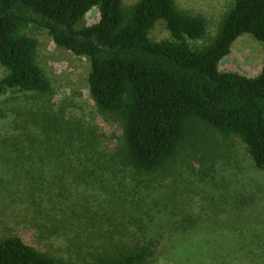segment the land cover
<instances>
[{
	"label": "rangeland",
	"instance_id": "rangeland-1",
	"mask_svg": "<svg viewBox=\"0 0 264 264\" xmlns=\"http://www.w3.org/2000/svg\"><path fill=\"white\" fill-rule=\"evenodd\" d=\"M123 1L130 8L139 0ZM175 2L205 18V37L189 42L199 50L232 5ZM99 19L94 8L81 26ZM20 33L38 41L37 61L54 87L48 95L8 90L0 98V240L18 237L73 263L149 243L148 264H225L227 254L229 264H264V171L239 140L205 130L173 165L136 174L122 155L123 120L91 97L90 61L58 48L48 30L28 25ZM150 38L172 40L163 21ZM263 64V44L245 34L220 69L253 77ZM6 75L0 64V79Z\"/></svg>",
	"mask_w": 264,
	"mask_h": 264
},
{
	"label": "trees",
	"instance_id": "trees-1",
	"mask_svg": "<svg viewBox=\"0 0 264 264\" xmlns=\"http://www.w3.org/2000/svg\"><path fill=\"white\" fill-rule=\"evenodd\" d=\"M231 2L216 37L199 50L189 42L205 37L207 22L180 11L175 0H139L130 8L123 0H0V64L7 70L0 98L8 90L53 91L37 61L38 41L20 33L33 25L48 30L58 48L90 61L91 97L101 112L123 120L122 155L136 174L173 165L205 130L239 140L264 171V64L253 77L220 69L245 34L264 48V0ZM94 8L99 21L82 27ZM159 21L172 40H151ZM97 253L93 261L73 263L18 237L0 240V264H148L155 256L149 243ZM225 257L229 264L231 255Z\"/></svg>",
	"mask_w": 264,
	"mask_h": 264
}]
</instances>
